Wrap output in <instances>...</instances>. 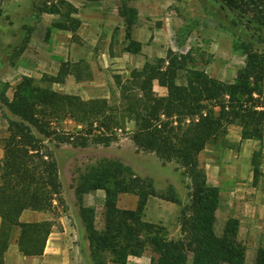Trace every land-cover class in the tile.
Listing matches in <instances>:
<instances>
[{
    "label": "trees",
    "instance_id": "16d2710c",
    "mask_svg": "<svg viewBox=\"0 0 264 264\" xmlns=\"http://www.w3.org/2000/svg\"><path fill=\"white\" fill-rule=\"evenodd\" d=\"M129 1L120 0L117 11L125 25L128 46L136 45L138 51L139 43L130 36L138 12L128 5ZM250 2L264 7V0ZM44 11L59 16V20L51 23L58 30L74 33L80 23L74 16L76 7L68 0H58ZM263 12L257 20L260 26L264 24ZM260 26L253 27L261 31ZM258 41L264 42L260 34ZM180 60L181 56L169 50L164 59L146 61L124 77L116 75L118 96L112 100L82 99L53 89H43L31 97L26 94L31 79H22L13 96L20 119L8 122L7 135L1 139L4 155L0 163V264L11 230L19 228L17 241L24 253H40L54 223L20 222L23 210L52 211L54 200L65 209L58 167L49 148L51 140L79 147L109 146L118 140L117 130L130 134L136 151L153 154L163 165L176 164L189 179V200L181 204L174 193L157 192L152 179L135 175L121 161L100 163V168L112 179L111 186L104 185L108 177L98 174L100 178H96V170L91 176L95 182L89 185L85 180L77 188L81 194L88 188L105 189L104 230L93 235V249L103 252L112 248L115 255L111 261L120 264L129 255L140 256L146 249L157 255L153 264H187L188 258L191 264H244L237 221L228 219L222 233L215 232L217 192L207 184L198 155L207 145L223 139L230 125L240 127L241 139L262 141L264 54L247 52L245 65L232 82L221 81L200 69L184 68ZM181 70L184 74L180 80ZM154 82L166 89L165 95L154 91ZM64 120L74 123L72 131H58L52 126ZM128 123L130 127L126 126ZM251 163L255 179L258 173L255 153ZM120 193L136 196L133 209L117 206ZM150 196L180 205L177 238H168L162 227L143 220ZM92 258L96 259L95 254ZM105 262L96 260V264ZM254 264H264V248L257 250Z\"/></svg>",
    "mask_w": 264,
    "mask_h": 264
},
{
    "label": "rangeland",
    "instance_id": "374dc122",
    "mask_svg": "<svg viewBox=\"0 0 264 264\" xmlns=\"http://www.w3.org/2000/svg\"><path fill=\"white\" fill-rule=\"evenodd\" d=\"M86 1L76 0L77 3ZM110 1L116 2L118 9L120 0ZM130 1L128 5L131 7L133 4L141 6L144 3L141 0ZM57 2H0V146L1 139L7 135L8 122L20 119L13 96L23 78L31 79L26 91L31 97L43 89H53L78 95L82 99L102 97L112 100L118 96L116 75L124 77L131 69L140 68L146 61L153 63L160 58L164 59L169 50L181 56L180 65L184 68L203 70L224 82L234 80L237 71L245 65L247 52L264 54V42L258 41L259 34L264 38V24L260 26L257 21L264 7L260 8L250 0H152L143 6L148 13L141 18L146 19L143 24L154 36L157 35L158 40L150 39L148 45L152 48L145 47L144 51L141 43L139 50L135 51L137 46H128L126 39L122 43L113 38L111 41L105 38L97 41L95 38L80 39L81 21L77 7L74 16L80 23L74 33L52 27L51 23L59 20V16L44 11V8ZM137 23L138 14L133 27ZM253 26H260L261 31ZM123 28L125 33L124 23ZM103 30L102 25L101 36L105 34ZM107 43H110L109 52L103 56ZM183 74L182 70L179 71L180 80ZM153 88L158 95L166 93V89L156 82ZM73 124L72 121L64 120L52 123V126L58 131L67 132L72 131ZM126 126L130 127L131 123ZM117 133L118 140L109 146L91 144L79 147L73 143H58L56 139H52L49 144L58 167L61 197L65 206L63 211L62 206L54 200V212L67 213L64 193L67 197L74 194V209L81 227V236L94 264L96 260H111L115 255L112 248L98 252L92 247L93 235L104 230L105 189L88 188L81 194L77 188L85 180L89 185L95 182L91 176L96 170V178H100L99 175L108 177L104 185L111 186L112 179L105 173V169L100 168V163L121 161L135 175L152 179L157 192L165 195L174 193L181 204L189 200V179L177 169L176 164L163 165L153 154L136 151L129 133L122 130H117ZM36 135L39 136L37 132ZM44 142L48 144V140ZM253 153L257 155L258 173L255 179L251 163ZM198 162L205 169L207 184L217 192L214 223L216 234L222 233L228 219H235L237 238L244 246V264H254L257 250L264 248V129L262 141L259 142L255 139H241L240 127L230 125L223 139L207 145L198 155ZM98 191L104 194L102 198H99ZM120 194H125L126 198H136L132 193ZM83 199L91 203L84 204ZM148 199L149 206L145 207L147 218L144 213L143 220H156L153 223L162 227L168 238H177L180 205L155 196ZM130 203L131 200L123 202L127 206ZM141 256L145 259L140 260V264H153L157 257L149 249ZM187 264H191L190 258Z\"/></svg>",
    "mask_w": 264,
    "mask_h": 264
},
{
    "label": "crops",
    "instance_id": "0c3cea01",
    "mask_svg": "<svg viewBox=\"0 0 264 264\" xmlns=\"http://www.w3.org/2000/svg\"><path fill=\"white\" fill-rule=\"evenodd\" d=\"M69 1L78 8V17L81 21V26L79 28L80 39L88 40L95 38V41H97L99 38H105L108 41H111L113 38V40H117L119 43H122L125 40L123 21L118 15L116 2H111L110 0H87L85 3H77L76 0ZM142 1H144V3ZM150 1L152 0H141V6L133 4V7L138 12V23L133 27L132 31H130V36L132 40L141 43L143 51L145 50V47L152 48L148 45L150 39L154 41L155 39L158 40L157 35L154 36V33L143 24L146 19L141 18L148 13L146 7L143 8V6ZM161 1L166 2L167 0ZM102 25L105 34L101 36L100 29L102 28ZM109 46L110 43H107L105 46L106 49L102 54L103 56L108 54ZM3 155L4 152L2 146H0V159L3 158ZM98 192V196H100L99 198H102L104 194H102L101 191ZM124 195L125 194L119 195L117 206L119 208L133 209L136 205V198L130 199L126 198ZM64 197L66 204L68 205L67 213L62 211L55 214V209L52 211L25 209L20 213L18 218L20 222L54 221V223L51 226L50 232L46 236L40 253H24L20 249L17 241L19 237V228L16 227L11 230L8 237L7 247L2 253L1 264H94L90 256L87 254L86 244L81 236V227L74 209L75 206L73 200L75 199V196L72 194L67 197L64 193ZM123 199L127 201L131 200L132 204L130 203L131 205L128 206L124 205L123 202L125 200ZM149 200L150 199L147 201L146 207L149 206ZM83 201L85 204L86 199H83ZM86 203L89 205L91 202L87 201ZM144 213L147 218L145 210ZM146 221L155 222L156 220L146 219ZM142 259L145 258L143 256H128L123 264H140L139 261ZM105 264L120 263L108 259Z\"/></svg>",
    "mask_w": 264,
    "mask_h": 264
}]
</instances>
